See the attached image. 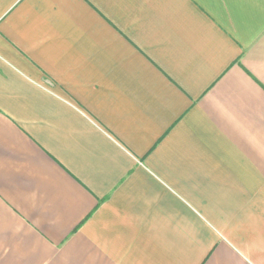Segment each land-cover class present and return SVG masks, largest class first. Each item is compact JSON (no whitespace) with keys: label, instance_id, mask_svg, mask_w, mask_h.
Returning <instances> with one entry per match:
<instances>
[{"label":"crops","instance_id":"crops-1","mask_svg":"<svg viewBox=\"0 0 264 264\" xmlns=\"http://www.w3.org/2000/svg\"><path fill=\"white\" fill-rule=\"evenodd\" d=\"M0 264H264V0H0Z\"/></svg>","mask_w":264,"mask_h":264}]
</instances>
